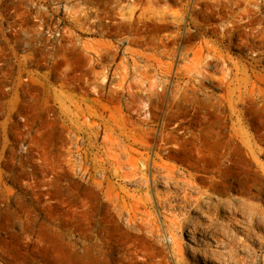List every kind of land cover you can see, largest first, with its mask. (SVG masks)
I'll list each match as a JSON object with an SVG mask.
<instances>
[{
    "label": "rangeland",
    "instance_id": "obj_1",
    "mask_svg": "<svg viewBox=\"0 0 264 264\" xmlns=\"http://www.w3.org/2000/svg\"><path fill=\"white\" fill-rule=\"evenodd\" d=\"M257 1L260 3V0ZM96 2L97 0H0V209L17 212V202L19 200L23 202L22 211L26 217L24 220L29 238L17 245L19 248L13 249L15 253L18 252V255L24 257L22 264H60L61 261L67 264H78L66 260L65 256L71 249L70 245L75 242L77 244L80 236L85 233V219L78 212L80 209L76 212L75 205L79 200L86 201V195L78 196L75 191L78 188L84 189L86 186L87 176L82 170L84 159L83 155H80L86 142L81 141L77 148L75 137L72 134L78 128L84 130L89 127L98 133L96 146L89 151L88 159L101 161L103 156L106 158L105 155L110 153L112 155L128 153L127 145L120 141V130L105 132L96 123L109 121L110 112L114 113V117L128 115L126 102L129 92L127 91H135L136 99L142 100L146 92L141 88L148 89L150 83L160 81L159 78L163 79L162 74L147 66L142 59L140 62L139 57H137L138 64L134 66L133 57L136 59L135 54L152 56L153 51L149 40L171 36L177 30L175 25L177 18L181 22L184 21L182 24L184 23L185 29L190 28L194 32L196 37L192 40V44L198 50L200 47V72L206 76L200 82V86L207 93L205 95L200 92V150H217V144L211 141L215 142L214 139H217L218 135L227 136L230 133H236L247 140L264 133V47L259 38L255 37L244 42L233 37L231 42H227L222 39L219 31L211 30L214 26L220 29L223 21H220L216 15L212 16L209 11L200 12V7L193 4L184 8L176 0L175 2L170 0L166 4L156 3V1L147 4L146 2H133V0H118L115 10L122 13L125 19L133 20L138 16L151 17L155 19L156 27L159 28L150 33L146 44H136L124 36L128 34L125 32L130 31L128 26L116 29V32L122 35L106 37L98 31L99 28L91 25L92 20H85V24L83 21H74L73 16H77L80 12L81 14L90 11L100 12L102 7ZM8 6L13 8H8ZM193 11L196 12L195 15ZM39 12L44 14H42L44 21L50 19L49 27L39 26L41 19L38 18ZM258 17L264 18V10ZM68 19L71 22H68ZM43 39L48 40L46 49L41 45ZM108 44L118 46L114 57L106 56L105 58L103 55L104 47ZM208 50L210 53L215 52L216 57L210 60V65L204 66L202 58L206 57ZM190 55L186 59L189 64L186 60L176 61L175 70L177 68L183 72L193 69L195 65L194 61L190 60L193 59ZM163 60L162 63L171 61L169 58H163ZM71 78L75 81L69 82ZM40 84L45 85L49 91V100L45 98L46 93ZM109 88L113 91L117 89L114 95H120L121 92V95H118L119 99L111 101L110 94L112 93H109L111 91ZM160 89L158 87L157 91ZM229 101L237 105L234 112L227 107ZM104 104L110 107L108 108L110 112L104 110ZM45 105L51 106L50 109ZM27 117H31L32 121L35 120L36 124L32 126L30 134L25 135L23 134L25 132L23 121ZM138 118L136 113H132V120L136 121ZM50 120L55 121L49 123ZM161 122L160 120L159 124ZM172 123L171 127L178 122L175 119ZM257 125L259 129H256ZM192 126L190 129L197 127L194 124ZM135 134L139 138L140 132L137 131ZM104 136H111L112 140L114 139L113 144L106 140L103 142ZM54 138L58 145L52 141ZM61 139H66L68 146L65 144L61 147L59 142L62 141ZM80 149L82 151H79ZM134 149L139 150L137 147ZM236 154L238 169L235 167L232 170L233 173H229V182L232 184L236 180L233 183L235 189L232 188L224 194L214 196L215 200L209 201L211 202L210 214L203 213L202 215L206 218L217 214L219 219H217L216 227L219 232L209 235L208 242L201 237L199 231L196 233L182 232L178 236L176 245L182 252L180 263H176L171 251V240L163 232L160 239L166 242L171 264H234L237 255L241 254L242 248L238 247L237 243L246 239L243 234V231L249 228L246 220L264 215V194L258 196L256 187H259V184L253 185L249 194L240 193L237 190V181L240 178L246 181L252 178L249 180L252 183L254 174H252L253 165L247 157L243 156L240 148L236 150ZM128 158L130 154L123 157L120 163H125ZM259 161L264 165V157H260ZM19 164L22 165L19 166ZM71 165L72 169L69 172L67 170ZM53 168L62 172L61 183L71 188L70 194L66 192L67 196L62 199L60 197L64 200L62 203L56 202L58 200L56 198L49 200L39 198L36 193L42 192L44 187L38 186L30 189L27 185L42 181L41 171ZM240 171L242 174L239 173ZM113 182L118 183L116 179ZM127 188L132 189L133 187ZM171 192L173 190L168 185L158 184L152 192L153 199L163 200L165 195ZM193 195L197 197V193ZM15 199L19 200L16 202ZM194 210L197 213H190V217L196 219L199 224H210L200 218V206ZM202 210L204 211V208ZM179 212L184 213V211H176V213ZM251 229L259 236L264 235V230L255 226ZM9 230L16 234L21 232L20 226L10 227ZM229 240L237 242L231 244ZM247 245H251L249 247L254 250L258 249V246L251 242ZM204 251H207L206 254H203ZM262 256L264 253L260 255L261 259ZM0 264H6V262L0 260ZM13 264L20 263L15 261Z\"/></svg>",
    "mask_w": 264,
    "mask_h": 264
},
{
    "label": "bare ground",
    "instance_id": "obj_2",
    "mask_svg": "<svg viewBox=\"0 0 264 264\" xmlns=\"http://www.w3.org/2000/svg\"><path fill=\"white\" fill-rule=\"evenodd\" d=\"M154 1H156V3L163 2L166 4V2L170 0H133V2H146L147 4ZM176 1L180 3L181 6H184V8H188L190 4H193L196 7H200V12L209 11L212 16L214 15L215 17L216 15L220 21H223L222 29L220 28V30L218 26H214L211 30L213 32L219 31L222 39H225L227 42H231L233 37H237L240 41L244 42H248L250 39L256 37L260 39L261 45L264 47V18L258 17L264 10V0H260V3H258L259 1L257 0ZM96 3L102 7L100 12L90 11L82 14L80 12L77 16L72 15L74 21L84 22L85 20H92V22H90L91 25L99 28L98 31L102 32L106 37L110 35L116 37L122 35L120 32H116V29L118 27L128 26L127 28L130 29V31L125 32V34L128 33L127 35H123L126 36L127 40H132V42L136 44H146L150 33L154 29H159L156 27L155 19L153 20L151 17L138 16L133 20L125 19L122 13L115 10L118 0H97ZM12 6H8V8H13ZM186 11L185 9V12ZM42 14V12H39L38 18H41L39 26L49 27L50 19L44 21V14ZM165 17H167V15H165ZM67 21L71 22L69 19ZM182 22L178 20V18L175 20L177 30L171 36L164 39L155 38L149 40L153 51L152 56L135 54L136 59L133 57L134 66L138 64L137 57H139L140 62H142V59L147 66L150 68L152 67L153 70L155 69L159 74H162L161 76L163 79L159 78L160 81L153 84L150 83L148 89L141 88L146 92L142 100H138L139 98L136 99L137 97L134 94L135 91H127V93L129 92V98L126 102L128 115L114 117V113L110 112L108 109L110 107L105 104V106H103L104 110L110 112V119L105 123H96L97 126L105 132L107 130H120V141L127 145L126 148H128V153H118L114 155H112V153L107 155L104 154L106 158L103 156L101 160L104 163L97 161V159H88L89 151L96 146V137L98 133H95L93 128L89 127L84 130L83 128H78L77 131L72 134V136L74 135L75 137V145L77 148H79L78 144L81 141L86 142L83 151L81 149L79 151H82L80 155H83L84 159L82 170H84L87 176L85 182L87 187L85 186L84 189L78 188L79 190L77 189L75 191L78 196L86 195V201H83L84 199L79 200V205L78 203L75 205L76 212L77 209H80L78 212H80L81 217L85 219L86 223L85 233L80 236V241L78 240L77 244L76 242L70 243L71 249L67 256L64 255L68 261L78 264H171L166 242L160 239L164 232L171 240V251L176 263H180L182 260V252L176 245L178 244V236L182 232L196 233L199 231L201 237H203L204 240L206 239V241L209 235H214V233L219 232V229L216 227L217 219H219L218 215H211L206 218L202 215L203 213L210 214L211 202L209 201L215 200L214 196L224 194L226 191L234 188L233 183L236 180L231 184L229 182V173L237 166L238 158L236 156V150L238 148L243 151V156L247 157L253 165L252 174H254V178L252 183L249 182L252 178L248 181L240 178L237 181V190L240 193L249 194L252 186L259 184V187H256L258 196L264 194V165L259 161L260 157H264V133L258 134L254 138L247 140L239 137L236 133H230L227 136L218 135V138L214 139L215 142L211 141V143L217 144V150H200V92L207 95L200 86V82H202L206 76L200 72V47L198 50L192 44V40L196 36L190 28L185 29L186 27ZM47 41L48 40L44 39L43 42L41 41V45H43L45 49L48 48L46 47ZM58 41H60V39ZM54 42L55 40L53 43ZM59 45H61L60 42ZM117 50L118 46L108 44L104 47L105 53H103V55H105V58L106 56L114 57ZM207 52H209V50ZM189 55L192 56L193 59L190 60L192 62L194 61L195 67L192 66L194 67L193 69L183 72L177 68L175 70L176 61L186 60ZM99 56L103 57L102 55ZM215 57V52L206 54V57L204 56V58H202L204 60V66L210 65V60ZM163 58H169L171 61L169 63H162ZM186 62L188 63L187 60ZM191 64L193 65V63ZM144 68L147 67L144 66ZM68 81L74 82L75 80L71 78ZM123 81L124 80H122V82ZM41 87L46 93L45 98L49 100V91L45 88V85H41ZM158 87L161 88L160 91H157ZM103 88L104 87H102V90L104 91ZM115 91H108L112 93L110 94L111 101L119 99L118 92H116L118 95H114ZM50 107L46 106L48 109H50ZM227 107L231 112H234L237 105L229 101ZM46 111L49 110L46 109ZM132 113L138 115L139 118L136 121L132 120ZM175 119L178 123L171 127L173 124L172 121ZM160 120L162 122L159 124ZM34 121L35 120L32 121L31 117H27L23 121L25 127V132L23 134H30L32 126L36 124ZM52 121L53 120H50L48 122L50 123ZM192 124L197 127L190 129ZM14 125L16 126L17 124ZM256 129H259L258 125ZM137 131L140 132V135H138L139 138L136 136L137 134H135ZM105 134L107 135V133ZM117 136L119 137L118 134ZM56 138L52 139V141L55 142V145H58L56 144ZM104 140L113 144L114 139L112 140L111 136H104L103 142ZM59 142L61 147L68 143L66 139ZM134 147H137L139 150L134 149ZM127 154H130V158H128L125 163H120V160L123 157L125 158ZM239 155L241 156V154ZM238 162L240 163V160ZM242 164L243 163H241V165ZM20 165L22 164H19V166ZM45 169L41 171L43 176L42 181L33 182L32 185L27 184L28 187L30 189H34L38 186L40 188L44 187L41 190L42 192L36 193L39 198L42 197L47 200L56 198L58 199L56 202H64V200L61 199L67 196L66 192L70 194L69 191H71V188L69 185L66 184L67 186H65L61 183L62 172L58 171L57 168ZM71 169L72 165L67 171L70 172ZM239 173H241V171ZM115 179L118 181L117 184L113 182ZM162 183L168 185L173 192L165 195L163 200L161 198L154 200L152 192L155 190L156 185ZM74 184L77 185L79 183ZM127 187L133 188L130 189ZM194 193H197V197H194ZM203 197H205V199ZM18 200L19 199H15L16 202ZM22 203L20 200L17 202V212L9 211L8 209H0V260L6 262V264H13L15 261L22 264L24 259L23 256L18 255V252H16V254L13 250L16 249V247H18L17 245H20L23 240L29 238L28 228L24 220L26 217L22 211ZM198 206H200V218L209 222V225L199 224L196 219L190 217V213H197L194 209ZM202 208H204V211ZM178 210L184 211V213H176ZM246 221L249 225V228L243 229V234L246 239L245 241L243 240L237 243L238 247L242 248V252L237 255L234 264H264V256H262V259L260 258V255L264 253V235L259 236L251 231L252 226L264 230V215ZM15 226H20L21 232H19V234L9 230L10 227ZM8 235L10 236L9 240L7 237ZM229 242L232 244L237 241L234 242V240H229ZM249 242L253 245H257L258 249L254 250L250 248L249 246L251 245H247ZM206 252L207 251H204L203 254H206ZM64 264L67 263L65 262Z\"/></svg>",
    "mask_w": 264,
    "mask_h": 264
}]
</instances>
